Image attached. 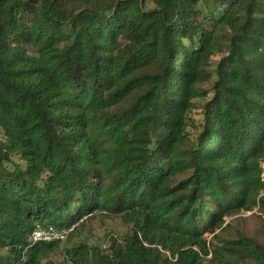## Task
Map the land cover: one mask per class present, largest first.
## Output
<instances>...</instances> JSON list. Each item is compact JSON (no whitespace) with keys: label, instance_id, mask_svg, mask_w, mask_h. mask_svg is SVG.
<instances>
[{"label":"trees","instance_id":"obj_1","mask_svg":"<svg viewBox=\"0 0 264 264\" xmlns=\"http://www.w3.org/2000/svg\"><path fill=\"white\" fill-rule=\"evenodd\" d=\"M263 162L264 0H0V264L97 214L131 230L73 264H264L215 235L264 215Z\"/></svg>","mask_w":264,"mask_h":264},{"label":"rangeland","instance_id":"obj_2","mask_svg":"<svg viewBox=\"0 0 264 264\" xmlns=\"http://www.w3.org/2000/svg\"><path fill=\"white\" fill-rule=\"evenodd\" d=\"M213 63L216 64L217 61ZM207 87L210 88L209 85ZM202 120L201 109H194L190 112L188 117L190 126L194 124L198 126L202 123ZM262 167L264 169V162ZM262 195L264 196V192ZM130 230L131 227L118 217L97 214L85 222L72 240L60 244L59 250L51 253L42 264H73L68 250L78 249L83 245L102 247L107 252L110 246V243H108L109 237L119 239L126 236ZM215 235L224 241L239 240L241 237H246L264 245V215L258 206L253 211H242L227 217L225 225L217 230ZM208 242L217 244L214 235L209 236Z\"/></svg>","mask_w":264,"mask_h":264},{"label":"built area","instance_id":"obj_3","mask_svg":"<svg viewBox=\"0 0 264 264\" xmlns=\"http://www.w3.org/2000/svg\"><path fill=\"white\" fill-rule=\"evenodd\" d=\"M81 220L80 222H82ZM78 223L72 227L57 228L54 226H42L38 225L33 233V241L38 243H55V242H66L70 235L74 232Z\"/></svg>","mask_w":264,"mask_h":264}]
</instances>
